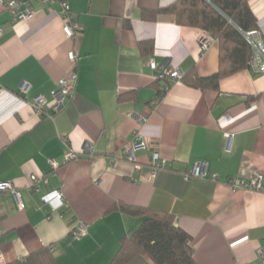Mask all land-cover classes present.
Listing matches in <instances>:
<instances>
[{"label":"crops","instance_id":"crops-1","mask_svg":"<svg viewBox=\"0 0 264 264\" xmlns=\"http://www.w3.org/2000/svg\"><path fill=\"white\" fill-rule=\"evenodd\" d=\"M26 1L35 10L29 20L13 22L0 7V182H11L22 204L0 190L3 264L51 245L57 264H109L121 238L143 221L120 203L173 215L190 236L195 264H260L264 71L226 75L216 89L158 81L151 60L183 75L218 71L217 39L201 50L200 28L152 14L175 0H68L81 25L74 38L62 29L57 3ZM247 3L264 40V0ZM71 70L77 78L62 109L38 118L29 102L50 98ZM159 84L165 90L157 94ZM136 130L147 145L130 150V158ZM154 151L167 164L152 175ZM199 160L217 180L182 178ZM35 172L46 180L31 188ZM257 176L259 189L229 181ZM56 190L63 203L52 196ZM79 223L86 234L74 237Z\"/></svg>","mask_w":264,"mask_h":264},{"label":"trees","instance_id":"trees-1","mask_svg":"<svg viewBox=\"0 0 264 264\" xmlns=\"http://www.w3.org/2000/svg\"><path fill=\"white\" fill-rule=\"evenodd\" d=\"M144 13L142 11L143 16ZM157 13L172 14L176 23L200 28L217 39L218 71L208 77L184 74L181 78L184 83L202 89H216L220 78L250 69L248 60L252 49L244 34L256 27V18L247 0H175L152 11L153 15ZM156 89L157 94L165 90L160 84ZM116 207L126 213L142 215L143 221L135 231L121 238L109 264H195L190 236L174 223L173 215L123 203ZM7 264L57 262L49 248H42Z\"/></svg>","mask_w":264,"mask_h":264},{"label":"built area","instance_id":"built-area-1","mask_svg":"<svg viewBox=\"0 0 264 264\" xmlns=\"http://www.w3.org/2000/svg\"><path fill=\"white\" fill-rule=\"evenodd\" d=\"M31 1V0H30ZM42 3H57L59 5V15L63 20L62 29L67 37L74 38L76 33L81 30V25L75 20V15L69 9L68 0H38ZM0 7L4 10H7L10 13L11 21L16 22L20 20H29L31 19L34 14L35 10L33 9L32 5L29 1L26 0H0ZM3 32V28L0 24V35ZM260 32L253 28L247 32H245L244 37L246 38L247 42L250 44L252 49L251 58L248 60L249 68L253 73L264 71V40L262 36H260ZM216 40L215 36L208 34L205 31H202V34L199 37L200 49L205 50L209 48V45ZM68 57L71 63L75 66L76 60L78 58V52L75 49H70L68 51ZM151 69L156 71L157 76L160 78H169L174 80H181L182 72L178 69L168 68L166 65H158L154 60H151L148 64ZM77 78V73L75 70H71L64 76L58 78L55 83L54 88L49 91V97L47 98L44 95H36L33 99L29 102V104L34 109L38 118L42 117H53L56 112L62 109L65 103L66 97L70 96L74 89V84ZM227 140H229L232 135L231 133L225 132L223 134ZM141 134L136 130L135 133V141L126 153L131 158V151L130 150H140L146 147V141L141 138ZM86 150L90 151V145L86 146ZM229 150V149H228ZM133 152V151H132ZM70 159L76 157V155L72 152L68 154ZM166 160L160 156L157 151L152 153L151 162L152 163V175L158 169L166 168ZM49 163L51 167L56 168L58 163L54 159H50ZM138 168V166H136ZM182 178L184 180H189L191 178H204L210 180H217V176L214 173H210L208 171L206 162L205 161H197L195 162L191 168L187 170L181 171ZM41 180H46L42 174L39 172L32 173L30 175V186L31 188L38 186V183ZM230 184L234 188L240 187H250L254 189H259L261 187V176H257L255 178H251L249 181L245 180H237V179H230ZM10 189V191L14 194L16 202L19 207L22 206L19 196L14 190L11 182H0V190ZM52 196L55 200L59 203L62 202V192L60 190H56L52 193ZM47 198V197H45ZM72 234L74 237H81L86 234V227L85 224L79 223L75 226L72 230ZM55 246H49V249L52 251L54 250ZM0 264H3L1 252H0ZM260 264H264V258Z\"/></svg>","mask_w":264,"mask_h":264}]
</instances>
